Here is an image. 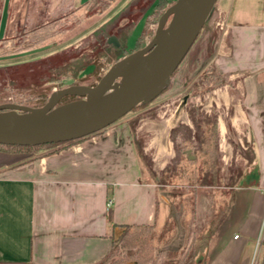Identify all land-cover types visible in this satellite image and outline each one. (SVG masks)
<instances>
[{"label": "crops", "instance_id": "crops-1", "mask_svg": "<svg viewBox=\"0 0 264 264\" xmlns=\"http://www.w3.org/2000/svg\"><path fill=\"white\" fill-rule=\"evenodd\" d=\"M88 2L51 0L46 13L81 12ZM216 8L224 37L215 65L235 86L215 91L211 106L220 110V140L226 141L231 126L242 144H250L254 160H245L232 208L209 243L207 264H252L260 242V254L264 248V0H218ZM13 9L11 0L2 1L8 30L15 22ZM28 20L16 25L35 28ZM234 93L241 100L235 101ZM188 98L170 113L160 111L135 123L134 117L121 119L48 150L0 152V264H97L125 227L164 226L174 215L163 207L159 185L148 180L137 144L143 140L153 171L163 172L174 157L171 131L181 123L191 126ZM203 209L206 203L198 199L197 214Z\"/></svg>", "mask_w": 264, "mask_h": 264}, {"label": "rangeland", "instance_id": "rangeland-1", "mask_svg": "<svg viewBox=\"0 0 264 264\" xmlns=\"http://www.w3.org/2000/svg\"><path fill=\"white\" fill-rule=\"evenodd\" d=\"M2 1L0 0V6ZM159 1L89 0L88 6L85 5L80 10L81 12L67 10L48 15L46 12L51 9V0H11L15 9L11 14L12 20L15 21L13 28L9 30L4 28L0 14V111L16 110L24 113L27 109H35L38 96L31 93L39 90L36 85L43 84L42 78L51 75L49 64L52 61L74 60L84 54L91 55L93 49L104 50L106 45L112 46L108 44L111 37L119 41V54L123 58L146 47L155 36L159 19L177 0H161L160 3ZM158 3L160 6H156ZM18 6L22 11L21 14H18L15 8ZM24 18H29L27 25L35 28L21 29V25H16L19 19ZM53 22L63 23L64 25H60L58 30L67 31L54 38V44L51 46L28 51L31 45L24 40L20 41L21 37ZM211 25L216 32L218 44L224 37V23L217 8L214 10ZM142 30L145 31V37L143 36L144 39L139 44L137 41ZM53 32H57V29ZM217 44L214 45V51L210 54L208 37H199L173 76L170 89L168 87V90L161 95L170 92V96L162 100L159 96L152 104L141 107L123 118L125 120L134 117L133 122L135 123L141 118L155 117L160 111L167 110L170 113L188 95L186 112L191 126L181 123L174 128L177 129L176 132L172 133L174 129L171 131V140L174 139L176 142L175 145L173 143L174 157L165 169L176 167L178 170L183 168L192 172L202 170L204 167L202 156L206 149L199 151L198 149H201L199 146L196 147L199 155L197 164L191 165L186 160L181 162V158L186 155L187 160L192 159L195 154V151L187 150L185 144V141L193 140L197 132L192 120L196 122L214 120L216 115L219 120L220 110L211 106V103L215 102L214 92L223 88L219 86L220 84L233 82L215 65ZM19 50H27L28 54L25 56L15 54ZM101 61L105 63V60ZM57 90L60 89L54 88L51 93ZM234 95L235 101L241 100L240 95L237 93ZM143 131L148 133V128L144 126ZM138 144L143 147V140ZM215 148L212 151L215 152L219 163L221 179L220 187L216 188L189 187L186 182L188 174L174 173L173 175V172H170L166 178H162V172L153 171L156 169L155 163L150 156H147V163L150 160V164L147 165H150L149 169H152L151 174L148 168L145 170L148 180L159 185L162 205L166 211L171 210L174 216L171 215L170 220L164 226L155 227L153 231L130 232L125 241L118 245L115 262L123 264H137L136 261L142 264H182L183 262L207 264L208 253L207 250L206 252L203 250L205 246L203 240L208 237L210 223L214 219L219 204L223 201V195H230L229 189H225L224 186L227 185L234 172L243 171L245 160L248 161V158L252 157L250 144H242L231 126L226 141H221L219 135L218 146ZM198 199L206 203V209H203L200 214H197ZM150 235L155 236L151 245L134 246L133 238L140 237L142 241H145ZM194 249H196L195 253Z\"/></svg>", "mask_w": 264, "mask_h": 264}, {"label": "water", "instance_id": "water-1", "mask_svg": "<svg viewBox=\"0 0 264 264\" xmlns=\"http://www.w3.org/2000/svg\"><path fill=\"white\" fill-rule=\"evenodd\" d=\"M218 0H177L159 19L152 41L113 64L95 86L55 91L41 108L0 111V144L69 143L103 131L141 104L155 101L170 84ZM108 44L119 47L115 37ZM65 97L77 100L61 104Z\"/></svg>", "mask_w": 264, "mask_h": 264}, {"label": "trees", "instance_id": "trees-1", "mask_svg": "<svg viewBox=\"0 0 264 264\" xmlns=\"http://www.w3.org/2000/svg\"><path fill=\"white\" fill-rule=\"evenodd\" d=\"M161 1V0H160ZM159 1V3H160ZM157 4L156 6H160V4ZM89 3L86 5L88 6ZM214 16V12L209 17L208 21L206 22L202 32L200 33L199 37H208V51L210 54L213 53L214 48L217 44L218 38L216 37V32L212 29L211 21ZM60 25H64L63 23L53 22L46 24L44 26L39 27L35 31L26 33L23 37H21V40L26 41L27 43H30V47L28 50L32 49H40L43 47L50 46L54 44L53 40L54 38H57L64 34L65 31H59L58 28ZM57 29V32H53ZM145 31L142 30L141 34L138 38V43L140 44L144 39ZM144 36V37H143ZM198 37V38H199ZM51 38V39H50ZM50 39V41H48ZM52 40V41H51ZM197 41V40H196ZM215 45V46H214ZM24 51V50H23ZM27 51V50H26ZM120 49L115 46L106 45L104 50L96 51V49L92 50V54H84L80 57L73 59H65L63 61H52L51 64H49V72L50 76L45 78H42L43 84L36 85L39 87V90L32 92L31 94L38 96L37 97V104L35 108H41L43 107L49 100L50 96L53 94L51 93V90L54 88L63 89L68 86L72 85H86V86H95L100 81V79L104 76L107 69L118 62L123 56H120L119 54ZM22 52L19 50L18 54ZM101 60H105V63H102ZM179 69V68H178ZM178 69L174 73V75L177 73ZM173 75V76H174ZM227 77L229 75H226ZM173 78V77H172ZM69 81L71 83H69ZM172 82V80H171ZM12 83V82H10ZM235 86L234 82H225L220 84V87H225L226 85ZM37 87V88H38ZM171 87V86H170ZM169 87V89H170ZM168 88L165 91H167ZM163 92V93H164ZM162 93V94H163ZM161 94V95H162ZM160 95V96H161ZM76 97H65L61 102V104H65L74 100H77ZM154 102V101H153ZM152 102V103H153ZM149 103V104H152ZM149 104H141L138 107H136L132 112H135L136 110L140 109L141 107H146ZM131 112V113H132ZM130 114V113H129ZM192 120V119H191ZM197 132L195 134L194 139H190L188 141H185L187 150H193L195 151L194 157L192 159H186V155H184L181 158V162L186 160L189 161L191 165L197 164L199 155L196 151V147L199 146L201 149H198L201 151L202 149H206L204 151V154L202 156V162H203V168L202 170H195L192 172L186 171L185 169L181 168L178 170L176 167H167L162 174V178H166L170 172L178 173L180 175H187V185L189 187H199V188H216L220 187V168L218 160L215 156V152L213 148L218 146L219 141V130H218V117L215 116L214 120L207 119L203 122H196L195 120H192ZM177 129H174L172 133L176 132ZM97 134V133H96ZM172 142L175 145L174 139ZM70 143V142H69ZM67 143H60V144H49V145H42V146H10V145H1L0 144V152L4 153H20V152H39L41 150H48L53 147H56L58 145H63ZM214 145V147H213ZM138 148V154L139 159L146 170L149 169V166L147 164V154L144 153L143 149L139 144H137ZM216 149V148H215ZM176 150V149H175ZM252 151V149H251ZM254 160L253 155L251 158H248L249 164L252 163ZM152 169H149V173L151 174ZM154 175V173L152 174ZM234 175V176H233ZM230 178L227 185H225V189H229V196L226 194L223 195V201L221 204H219L217 211L215 213L214 219L210 223V229L207 239L203 240L205 241V246L203 247V250H208L209 243L212 240L213 236L216 234L217 230L221 227V225L225 222L231 208L234 202L235 198V188L242 179L244 173L243 171H237L234 172V174ZM189 177V178H188ZM164 185V184H162ZM155 227H146V226H128L125 227L122 235L114 242L112 250L109 252V254L104 257L100 262L97 264H123V263H117L114 261L115 256L118 254V245L122 244L125 239L129 236L130 232H142L145 230L153 231ZM155 236L150 235L145 241H142L140 237H135L132 239L134 241V246L136 247H145L147 245H151V243L154 241ZM145 249V248H143ZM196 249L193 250L195 253ZM206 252V251H205ZM195 255V254H194ZM176 256V255H175ZM173 256V257H175ZM137 264H142L141 262L136 261ZM174 264V263H173ZM178 264V263H175ZM187 264V263H182ZM258 264H264V250L262 251Z\"/></svg>", "mask_w": 264, "mask_h": 264}, {"label": "built area", "instance_id": "built-area-1", "mask_svg": "<svg viewBox=\"0 0 264 264\" xmlns=\"http://www.w3.org/2000/svg\"><path fill=\"white\" fill-rule=\"evenodd\" d=\"M112 204H113V201L111 200V201H109L108 206H111ZM263 239H264V228H263V233H262V237H261L260 241H262ZM260 250H261V242L258 244V247H257V250H256L252 264H258L259 256H260Z\"/></svg>", "mask_w": 264, "mask_h": 264}]
</instances>
